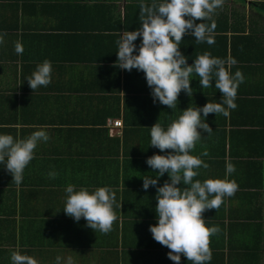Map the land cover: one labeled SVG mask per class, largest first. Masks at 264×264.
Returning <instances> with one entry per match:
<instances>
[{
    "label": "crops",
    "instance_id": "0c3cea01",
    "mask_svg": "<svg viewBox=\"0 0 264 264\" xmlns=\"http://www.w3.org/2000/svg\"><path fill=\"white\" fill-rule=\"evenodd\" d=\"M141 2L151 0H0V133L25 138L43 128L49 135L34 149L21 183L0 164V264H12L14 250L37 264H57V256L60 264L69 258L72 264H175L149 231L156 187L145 190L142 176L156 175L146 158L161 151L149 145L150 127H166L188 106L219 102L221 93L214 85L202 89L193 73L192 95L182 90L171 109L153 101L143 71L116 66L117 41L140 27ZM212 21L215 43L185 33L181 52L189 64L205 51L235 58L230 70L239 69L244 81L237 107L227 116L209 113L213 130L198 129L202 136L191 150L206 152L201 159L209 165L194 180L224 178L231 162L228 178L238 184L219 208L202 213L206 225L220 228L210 236L207 264H264V0H223L203 22ZM17 42L22 54L14 50ZM45 59L52 63L51 83L32 90L26 78ZM115 119L122 126H112ZM168 179L165 173L158 184ZM68 184L115 192L109 232L65 214ZM180 264L192 262L181 254Z\"/></svg>",
    "mask_w": 264,
    "mask_h": 264
},
{
    "label": "clouds",
    "instance_id": "9594fccd",
    "mask_svg": "<svg viewBox=\"0 0 264 264\" xmlns=\"http://www.w3.org/2000/svg\"><path fill=\"white\" fill-rule=\"evenodd\" d=\"M223 0H151L140 4L141 23L139 28L120 34L117 41V59L120 69L143 71L154 102L174 108L178 95L183 90L188 96L193 91L190 85L192 74L199 77L203 88L213 86L221 93L219 102H206L202 106L187 107L182 114L166 127L155 122L150 127V143L161 151L146 158L156 175H143L142 187H156L155 213L156 223L149 225L154 240L166 246L170 260L180 264L181 254L192 264H207L212 259L209 247L210 236L218 233V225L208 226L202 213L206 209H217L225 196H232L238 190V184L229 175L235 171V165L226 162L224 178H206L203 181L193 179L199 175L198 169L208 164L199 156L191 154L195 142L202 136L198 129L210 133L213 129L205 121L209 113H222L227 116L229 109H235V98L239 84L244 76L237 69L234 73L230 65L237 63L212 56L205 51L189 64L181 52V40L185 33L195 38L197 43H215V22L204 23L210 14L220 7ZM199 20V22H195ZM140 37L139 46L135 43ZM0 43L3 35L0 34ZM17 54L23 53V44L14 46ZM118 62V63H117ZM228 65V66H226ZM52 79V63L45 59L36 65L31 76L26 78L32 90L47 86ZM214 81V83H213ZM48 133L40 128L25 138L0 133V164L12 175L17 184L23 179L25 167L34 157V149L40 141H47ZM170 149L171 151L164 152ZM167 173L169 179L162 185L158 178ZM57 173L50 171L48 176L55 178ZM66 215L75 221L83 218L88 227L107 233L116 219L114 205L116 194L108 186L89 190L68 184L64 189ZM121 207V203L119 205ZM12 264H37V260L26 253L14 250L10 254ZM60 264L61 257H56ZM67 264H72L71 258Z\"/></svg>",
    "mask_w": 264,
    "mask_h": 264
},
{
    "label": "built area",
    "instance_id": "2783aa9c",
    "mask_svg": "<svg viewBox=\"0 0 264 264\" xmlns=\"http://www.w3.org/2000/svg\"><path fill=\"white\" fill-rule=\"evenodd\" d=\"M112 126L116 127V126H122V121L119 119H115L113 120V124Z\"/></svg>",
    "mask_w": 264,
    "mask_h": 264
}]
</instances>
